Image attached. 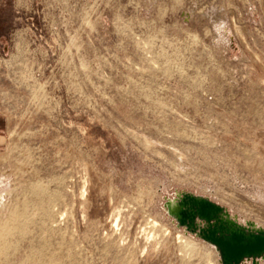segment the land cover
<instances>
[{
	"label": "rangeland",
	"instance_id": "rangeland-1",
	"mask_svg": "<svg viewBox=\"0 0 264 264\" xmlns=\"http://www.w3.org/2000/svg\"><path fill=\"white\" fill-rule=\"evenodd\" d=\"M185 192L264 229V0H0V264H222Z\"/></svg>",
	"mask_w": 264,
	"mask_h": 264
},
{
	"label": "water",
	"instance_id": "water-1",
	"mask_svg": "<svg viewBox=\"0 0 264 264\" xmlns=\"http://www.w3.org/2000/svg\"><path fill=\"white\" fill-rule=\"evenodd\" d=\"M181 210H169L179 227L216 247L222 264H244L246 260L258 264L264 257V230L247 233L239 226H227L220 214L226 209L207 198L185 192L180 198Z\"/></svg>",
	"mask_w": 264,
	"mask_h": 264
},
{
	"label": "bare ground",
	"instance_id": "bare-ground-1",
	"mask_svg": "<svg viewBox=\"0 0 264 264\" xmlns=\"http://www.w3.org/2000/svg\"><path fill=\"white\" fill-rule=\"evenodd\" d=\"M181 197H182V194H179L176 198L171 199L168 203L170 211H172L175 214H177L181 210V207H182L180 204V198ZM196 197H202V196H196ZM219 217L221 220H224L227 223V226H231V224H234V226H239L242 230L244 229L247 233H252V232L256 233V232H258V230H264L262 227H259L254 222L247 221V222L241 223L227 209H226V211H224V213H221ZM261 261H264V257L259 259L258 264H260Z\"/></svg>",
	"mask_w": 264,
	"mask_h": 264
}]
</instances>
